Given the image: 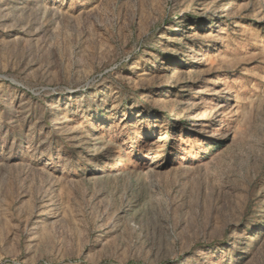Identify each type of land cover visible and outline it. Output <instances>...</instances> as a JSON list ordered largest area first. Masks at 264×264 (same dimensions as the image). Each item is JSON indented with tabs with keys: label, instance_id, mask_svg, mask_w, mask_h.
Masks as SVG:
<instances>
[{
	"label": "rangeland",
	"instance_id": "rangeland-1",
	"mask_svg": "<svg viewBox=\"0 0 264 264\" xmlns=\"http://www.w3.org/2000/svg\"><path fill=\"white\" fill-rule=\"evenodd\" d=\"M0 264H264V0H0Z\"/></svg>",
	"mask_w": 264,
	"mask_h": 264
}]
</instances>
